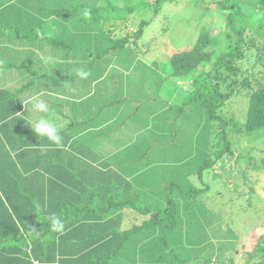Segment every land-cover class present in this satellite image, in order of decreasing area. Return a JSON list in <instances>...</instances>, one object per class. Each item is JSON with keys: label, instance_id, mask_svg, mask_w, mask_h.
Wrapping results in <instances>:
<instances>
[{"label": "rangeland", "instance_id": "obj_1", "mask_svg": "<svg viewBox=\"0 0 264 264\" xmlns=\"http://www.w3.org/2000/svg\"><path fill=\"white\" fill-rule=\"evenodd\" d=\"M81 1L87 2L85 6L97 4L94 0ZM216 1H166L156 16L138 10L127 22L133 30L141 20L154 19L140 40L131 43L134 49L110 52L93 61L92 54L110 47L109 29L101 32L77 22L85 12L71 14L78 0H0V231L5 233L4 237L0 234L1 246L11 244L12 249H18L24 264H35L34 254L43 251L48 259L55 254L57 264H80L76 249L98 240L94 227L89 234L86 229L74 230L55 245V251L49 243L37 250L39 242L32 240L39 241L33 237L38 236V227L32 229L26 222L39 224L51 214L65 220L66 210L69 217L75 213L74 206L79 205L76 201L91 194L102 196L105 187L118 185L122 175L134 180L135 187L141 186L140 191L146 188L142 195L151 202L162 199L157 200L155 190L161 187L159 183L169 180L187 190H204L193 203L178 195L175 198L179 225L170 238L181 259L172 257V264L229 263L232 257L230 264H260L264 260L257 255L249 258L242 249L240 254L235 253L255 239L253 232H264V129L247 134L243 127L241 131L235 127L246 122V91L236 93L223 107L224 119H233L225 137L199 102L180 111L197 74L187 81H163L172 72V54L192 47L203 25L209 24L217 34L229 30L226 13L214 7ZM140 2L113 0L112 4L121 12ZM206 8L211 12L206 13ZM54 9H59L60 15L51 14ZM253 20L264 21V10L256 11ZM122 23L116 24L111 35L121 37L132 32ZM55 41L70 48L56 47ZM47 57L53 62L45 63ZM240 65L242 71L248 70L253 84L259 71L264 78V66L255 58L244 59ZM210 71L217 73L218 69L210 63L198 74ZM62 81L64 84L59 85ZM37 93L44 94L41 98L49 103L52 118L61 127L62 147L46 137L39 138L27 124L32 113L21 101ZM86 99L84 106L80 105ZM226 141L232 153L217 160L202 177L198 175L201 164L216 160L214 152ZM164 142L170 147L163 158L155 150L148 154L151 144ZM26 157L33 162H48L47 166L42 163L35 170L30 162L23 161ZM58 172L59 176H53ZM119 216L123 223L114 225L111 231L131 228L127 212H118L105 222ZM70 223L74 224L75 218L66 222L65 228ZM119 224L122 228H117ZM158 235L159 231L146 229L137 238H143L149 247L148 241L155 238L159 242ZM140 242L133 241L124 251H136ZM108 244L90 258H104L118 243L115 238ZM124 251L112 264L126 263ZM169 251L149 256L152 264H169Z\"/></svg>", "mask_w": 264, "mask_h": 264}, {"label": "trees", "instance_id": "obj_2", "mask_svg": "<svg viewBox=\"0 0 264 264\" xmlns=\"http://www.w3.org/2000/svg\"><path fill=\"white\" fill-rule=\"evenodd\" d=\"M139 1H141L140 4L128 5L127 8L120 12V9L113 8V0H94V2L97 3H92L94 7L85 6L87 2L84 3L85 1L78 0L74 12L71 14H75L77 10H82V12L84 10L87 11L89 15H83L77 22L80 24H89L101 32L109 29L107 33L110 47L100 51V53L98 52L96 55L92 54L93 61L100 60L104 58L107 53L117 50H133L134 48L130 46L131 43L135 44L140 40V37L143 36L145 29L151 24L154 17L141 20L137 24L136 30H133L132 27H128L127 22H129L130 17L138 10L145 14L149 13L150 15L154 14V16H156L161 10L164 2H172L175 0ZM203 1L204 0H193L195 4L202 3ZM214 7L226 13L224 18L228 24L227 27L229 30L225 28L217 34V31L212 30L209 24L203 25L192 47L181 49L172 54L169 59L172 72L165 76L163 81L170 78L187 81L193 74H197L191 82L192 88L190 96L183 107L180 108V111H183L190 104L199 102L202 107L206 109L211 122L219 124L221 133L225 137H227L226 131L233 122V119L231 121L224 119L222 114L223 107H225L226 102L236 93L238 94L246 91V95L249 97L246 122L241 127H238V125H235V127L237 131H241L243 127V131L247 134L263 130L264 78H260L259 71L253 78L255 80L253 84L248 70L246 72L242 71L240 62L244 59L255 58L257 63L264 66V46L261 47L264 42V21L260 22V20H253V14L256 11L264 10V0H218L214 3ZM113 11L115 15H113ZM58 12L61 11H59V9L50 11L51 14H59ZM205 12H211L210 8H206ZM66 15L69 16V13L66 12ZM113 21L116 23L112 24ZM121 21L123 22L122 24H127L126 27L132 30V32H128L121 37H114L111 35L112 32H114L112 29H115L116 24ZM117 26L119 25L117 24ZM53 43L56 47L70 48L69 45L61 41H55ZM212 48L219 49L218 51H216V49L210 51ZM210 63L212 67L218 69L217 73H212L210 71L198 74L199 69L208 66ZM63 84L64 82L62 81L59 85ZM85 97H89V93L85 95L84 98ZM88 99L82 100L80 105L84 106ZM0 100H2V98H0ZM168 147L170 146H168L167 142L160 145L157 143L156 146L155 144H151L148 154L150 151L153 152L155 150V154L160 152L158 156L163 158L164 154L168 151ZM230 153H232L231 148L226 141L221 149L214 152L216 160H210L209 162L204 161L196 173L202 177L205 170H209L217 160L222 159L226 154ZM145 154L146 151L144 152V155ZM10 161H8L9 164H12ZM1 163L2 161H0V165ZM165 173L166 176H168L167 174H169V172ZM169 181L170 182H165V184L159 183L161 187L155 190L154 196H157V200L160 198L162 199L160 201L151 202L147 197L142 195L145 193L146 188H142L140 191L141 186L135 187L134 180H128L120 175L118 179L119 184L115 185L112 189L104 186V190L106 191L103 192L102 196L92 197L93 194H91L89 197L85 196L86 199L84 200L76 201L79 205L74 206L75 213L71 217H69L71 215L69 211L66 210V217L65 220L62 217V222L65 224L66 222L68 223L70 219L75 218V223H70L68 228H65L66 231L63 235L52 232L47 220L39 222V224H32L27 221L26 224L28 227L32 229L38 227L36 230L38 236L34 235L33 237L39 241H32L39 242L37 250H41L43 246H47V243H49L55 251V245L61 243L63 239L68 238L74 233V230H78L79 232V230L86 229L89 234V230L94 227V230H96L93 234H95L94 236L97 237L98 240H95L96 242L92 244L81 245L80 248L77 247L78 249L76 250L78 251L75 250L80 254L78 257L80 259V264H112V260L121 255L120 253L125 250L124 248H126V245L130 246V243L133 241H141L139 244L142 245L134 252L132 250L124 251L126 253L124 255L126 259L125 264H152L151 259L154 258L153 255L161 254L168 249L170 250L168 262L172 264L175 261L174 257L179 258V256H177L178 254L176 255L175 253V243H173L170 238L179 225L180 213L175 198L178 195L183 199L192 200L190 203H193L195 198L201 195L204 190L197 189L196 187L187 190L177 184L176 181ZM164 195L165 198L163 197ZM118 212H127L129 214L130 217L128 216L127 220L131 221V228L121 232L111 231L112 228L115 230L114 225L119 222L123 223L124 219L119 216L118 219L113 220L112 218L111 222L105 221L111 219V216L118 215ZM117 228H122V224H119ZM146 229L159 231V242L155 241L154 238L148 241L150 242L148 247V245L146 246L144 244L143 238H137V234L140 235V232H144ZM0 234H2L3 237L5 236L2 230ZM109 235H111V238ZM251 236L255 239H253L250 244L246 246L242 245V248H237L235 253L240 254L242 249V252L245 251L249 258L254 257V255L264 258V232L256 234L255 231ZM28 237L29 236H25V238ZM115 238L116 243H118L116 248L111 250L104 258L97 261L90 258L93 252L98 253L101 247L103 248L106 245V247H108L110 245L108 243ZM153 241L154 243L152 244ZM29 242L31 243V241ZM76 246L77 244L69 249L71 250ZM243 246L245 249H243ZM83 247L85 249L82 250ZM147 248H149V250ZM153 251L156 252L153 253ZM146 254H148V258L149 256H152V258L148 259ZM33 257L37 264H57L58 262V259L55 261V254L52 259H48L44 251L43 253L39 252V254H34ZM179 259H181V256ZM233 259L232 257L229 263H226V260H222L220 264L233 263ZM263 261L264 260H262L260 264H263ZM0 264H24V262L20 251L18 249H12L10 244L6 247L0 245Z\"/></svg>", "mask_w": 264, "mask_h": 264}, {"label": "clouds", "instance_id": "obj_3", "mask_svg": "<svg viewBox=\"0 0 264 264\" xmlns=\"http://www.w3.org/2000/svg\"><path fill=\"white\" fill-rule=\"evenodd\" d=\"M87 16L89 13L84 12ZM53 62L52 57L45 58V63ZM81 76L86 77L87 73H78ZM43 93H37L28 97L27 100H22L21 103L27 109V112L32 113V119L28 120L27 124L31 129L38 134L39 138L46 137L50 142L55 144L57 147H62V136L60 134L61 127L58 125L57 121L52 118L54 115L53 110L50 108L49 103L42 99ZM31 105V108H28ZM39 209L40 206L37 205ZM45 219L49 222V226L52 232L59 235H63L66 231L65 224L62 220L55 214L47 215Z\"/></svg>", "mask_w": 264, "mask_h": 264}, {"label": "crops", "instance_id": "obj_4", "mask_svg": "<svg viewBox=\"0 0 264 264\" xmlns=\"http://www.w3.org/2000/svg\"><path fill=\"white\" fill-rule=\"evenodd\" d=\"M98 132H100V131H98ZM60 150H58V152H59ZM35 153V152H34ZM33 153V154H34ZM35 155H37V154H35ZM38 156V155H37ZM39 157V156H38ZM30 159H32V158H25L23 161H28V162H30L34 167H35V170L37 169V168H39V166L42 164V163H44L45 165H46V163H48V162H45V161H42V162H36V161H34L33 162V160H30ZM33 159H35V158H33ZM36 159H38V158H36ZM22 161V162H23ZM47 166V165H46ZM52 171H53V169H52ZM47 172H48V170H47ZM61 173L60 172H58V173H56V174H53V176H59ZM66 177V176H65ZM67 180H68V182H70L69 181V179L67 178ZM66 180V181H67ZM35 263H36V261H35ZM37 264V263H36Z\"/></svg>", "mask_w": 264, "mask_h": 264}]
</instances>
